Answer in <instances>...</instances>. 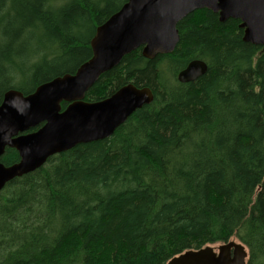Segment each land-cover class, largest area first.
I'll use <instances>...</instances> for the list:
<instances>
[{
    "label": "trees",
    "instance_id": "obj_1",
    "mask_svg": "<svg viewBox=\"0 0 264 264\" xmlns=\"http://www.w3.org/2000/svg\"><path fill=\"white\" fill-rule=\"evenodd\" d=\"M124 2L0 0V102L73 73ZM177 29L171 53L133 50L85 94L99 100L131 82L152 90L149 104L109 137L5 184L0 264H166L229 240L245 245L247 264H264V51L242 40L238 20L207 9ZM192 59L206 72L178 82ZM18 159L9 147L1 156Z\"/></svg>",
    "mask_w": 264,
    "mask_h": 264
},
{
    "label": "water",
    "instance_id": "obj_2",
    "mask_svg": "<svg viewBox=\"0 0 264 264\" xmlns=\"http://www.w3.org/2000/svg\"><path fill=\"white\" fill-rule=\"evenodd\" d=\"M196 9L218 20L239 21L242 40L264 51V0H126L96 26L89 41L91 56L73 73L57 75L24 94L8 89L0 102V191L15 177L41 167L49 157L77 144L109 137L128 117L153 100L152 90L128 82L95 101L85 94L99 77L140 48L144 58L171 53L179 41L178 22ZM207 70L201 59L190 60L176 74L186 83ZM66 103L62 108L61 104ZM13 148L18 161L5 165L1 156ZM248 250L237 240L185 250L166 264H247Z\"/></svg>",
    "mask_w": 264,
    "mask_h": 264
},
{
    "label": "rangeland",
    "instance_id": "obj_3",
    "mask_svg": "<svg viewBox=\"0 0 264 264\" xmlns=\"http://www.w3.org/2000/svg\"><path fill=\"white\" fill-rule=\"evenodd\" d=\"M25 82H26V81H25ZM25 82H24V83H25ZM25 85H26V84H25ZM216 245H217V244H214V246H216Z\"/></svg>",
    "mask_w": 264,
    "mask_h": 264
}]
</instances>
